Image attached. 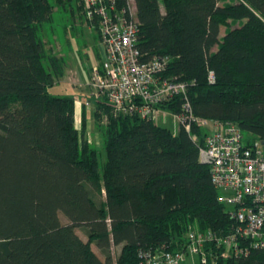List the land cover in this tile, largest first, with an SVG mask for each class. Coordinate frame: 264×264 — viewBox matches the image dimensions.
I'll use <instances>...</instances> for the list:
<instances>
[{
    "label": "trees",
    "instance_id": "1",
    "mask_svg": "<svg viewBox=\"0 0 264 264\" xmlns=\"http://www.w3.org/2000/svg\"><path fill=\"white\" fill-rule=\"evenodd\" d=\"M133 2L138 48L167 57L161 75L185 82L192 112L264 140V0ZM55 6L81 11L79 0H0V264H138L140 249L182 248L191 228L228 232L233 219L199 158L194 125L173 132L93 96L100 170L75 126V96L48 90L64 73V57L40 35ZM181 103L158 106L178 112ZM205 246L202 264H264V247L222 257L214 241Z\"/></svg>",
    "mask_w": 264,
    "mask_h": 264
},
{
    "label": "built area",
    "instance_id": "2",
    "mask_svg": "<svg viewBox=\"0 0 264 264\" xmlns=\"http://www.w3.org/2000/svg\"><path fill=\"white\" fill-rule=\"evenodd\" d=\"M133 0L119 5L117 0H79L81 13L90 28L97 26L100 61L90 69L94 96L104 94L115 109L135 112L142 118L171 114L191 133L201 130L198 154L209 164L210 180L218 190V200L233 219L226 233L191 228L180 249H140L138 264H184L195 257L196 264L207 259L206 243L214 241L222 257L245 254L264 247V140L245 137L232 121L196 116L186 98L182 80L161 75L167 57L144 58L137 46V22ZM131 3V4H130ZM213 79V72H208ZM181 96V109L172 112L158 103ZM90 100H85L88 105ZM192 264V263H191Z\"/></svg>",
    "mask_w": 264,
    "mask_h": 264
},
{
    "label": "rangeland",
    "instance_id": "3",
    "mask_svg": "<svg viewBox=\"0 0 264 264\" xmlns=\"http://www.w3.org/2000/svg\"><path fill=\"white\" fill-rule=\"evenodd\" d=\"M68 7L55 6L52 18L41 27L40 35L45 41L46 47L52 53L64 57V73L58 80V84H54L48 90L56 95L74 94L77 96L75 97L78 100L77 111H75V126L78 129L85 130V136L97 149L99 168L101 170L106 159V151L103 147L102 133L91 115V111L94 109V103L91 100L95 97H93L94 90L90 86V76L87 74L88 71L90 72L91 67L99 61L97 56V36L93 28H90L86 24L81 11L75 8L71 11ZM232 23L233 21L229 19L228 24L231 25ZM224 28L225 26L221 27V34L224 33ZM77 71L81 72V77L78 76ZM89 99L91 100L86 105L87 115L84 127L82 125V111L79 112V107L82 110V103ZM154 120L160 125L167 126L173 132L178 129V123L171 115L162 117L159 114ZM104 121L105 118L102 117L101 122L103 123ZM242 132L245 137H253L250 133ZM61 220L63 222L66 221L63 213L61 214ZM75 230L83 239L87 238L86 232L82 227H76ZM119 246L112 245L111 253L113 260L117 257ZM92 248L99 252L94 243H92ZM191 263L196 264V259L189 256L184 264Z\"/></svg>",
    "mask_w": 264,
    "mask_h": 264
},
{
    "label": "crops",
    "instance_id": "4",
    "mask_svg": "<svg viewBox=\"0 0 264 264\" xmlns=\"http://www.w3.org/2000/svg\"><path fill=\"white\" fill-rule=\"evenodd\" d=\"M87 24V23H86ZM88 25V24H87ZM97 56H98V60L100 61V58H101V49H100V46H99V44H98V39H97ZM98 61V62H99ZM77 73H78V76L79 77H81L82 76V74H81V72L80 71H77ZM89 71L87 72V74H88V76H89ZM58 84V83H57ZM57 87H58V85H56ZM63 88V87H62ZM58 90H59V88H58ZM73 96H75V97H77L76 95H74L73 94ZM78 99H79V97H78ZM77 103H78V100L76 99V101H75V111H77ZM79 112H81V107H79ZM160 115H162V117H165V116H167V115H171V114H160ZM172 116V115H171ZM173 117V116H172ZM175 132V131H174Z\"/></svg>",
    "mask_w": 264,
    "mask_h": 264
}]
</instances>
